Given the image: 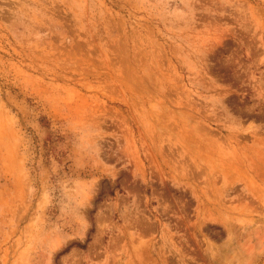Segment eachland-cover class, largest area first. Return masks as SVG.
<instances>
[{"label":"rangeland","instance_id":"rangeland-1","mask_svg":"<svg viewBox=\"0 0 264 264\" xmlns=\"http://www.w3.org/2000/svg\"><path fill=\"white\" fill-rule=\"evenodd\" d=\"M0 264H264V0H0Z\"/></svg>","mask_w":264,"mask_h":264}]
</instances>
